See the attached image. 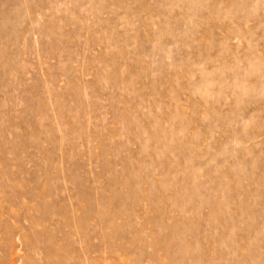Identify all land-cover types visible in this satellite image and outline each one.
<instances>
[{"label": "rangeland", "instance_id": "rangeland-1", "mask_svg": "<svg viewBox=\"0 0 264 264\" xmlns=\"http://www.w3.org/2000/svg\"><path fill=\"white\" fill-rule=\"evenodd\" d=\"M0 264H264V0H0Z\"/></svg>", "mask_w": 264, "mask_h": 264}]
</instances>
